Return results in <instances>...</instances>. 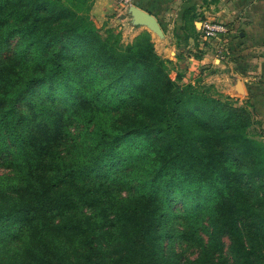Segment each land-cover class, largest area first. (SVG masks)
Segmentation results:
<instances>
[{"label": "trees", "instance_id": "trees-1", "mask_svg": "<svg viewBox=\"0 0 264 264\" xmlns=\"http://www.w3.org/2000/svg\"><path fill=\"white\" fill-rule=\"evenodd\" d=\"M92 4L0 0V264H211L224 236L231 264H264L252 111L172 78L148 29L101 31ZM182 239L195 257L167 254Z\"/></svg>", "mask_w": 264, "mask_h": 264}, {"label": "crops", "instance_id": "crops-1", "mask_svg": "<svg viewBox=\"0 0 264 264\" xmlns=\"http://www.w3.org/2000/svg\"><path fill=\"white\" fill-rule=\"evenodd\" d=\"M135 1L155 15L163 29V37L152 32L151 36L157 53L170 60L171 76L180 73L181 80L201 77L217 89L225 86L237 104L252 107L264 141V0ZM122 7L119 0H93L90 11L99 24L118 14L117 21L128 20L130 27L137 28L132 35L145 28L132 25L129 16L122 19ZM206 17L221 21L227 30L200 39ZM238 79L241 91L236 87Z\"/></svg>", "mask_w": 264, "mask_h": 264}, {"label": "rangeland", "instance_id": "rangeland-1", "mask_svg": "<svg viewBox=\"0 0 264 264\" xmlns=\"http://www.w3.org/2000/svg\"><path fill=\"white\" fill-rule=\"evenodd\" d=\"M127 7L126 6H123L122 7V11H126ZM115 15V16H114ZM114 15H111L109 16L108 20L102 24H99L96 22V24L100 27L101 31L103 30V27L105 25H111V26H115L116 28L118 29H121L122 31V39L124 42H128L130 40H132V38L135 36V35H132L134 33V31L137 30V28H132L130 27V24L128 22V20H123L121 21L120 18H118L119 20L117 21L116 20V16L118 17V14H114ZM125 17H122V19H124ZM143 29V28H142ZM141 29V30H142ZM141 30H138L136 32V34L141 31ZM154 37H156V35H154ZM11 40H14V39H11ZM9 41L4 47L3 49L0 51V57L1 58H5L7 56L10 55L11 53V49H12V45H13V42L12 41ZM169 66V74L171 76V74L173 73L172 71V66L171 64H168ZM172 77V76H171ZM173 78V77H172ZM200 78V82H204L205 86L201 85L202 87L206 88L208 87L210 89V92H213L214 94L216 95H219L221 97H225L228 93L226 92L227 88L224 86V87H219L220 89L222 88L223 90H220L219 88L217 89L214 85L213 86H209L210 83V80H203L201 77ZM198 77L196 79H199ZM182 81H186V80H182ZM200 83V84H201ZM234 102L236 103V100H234ZM237 104V103H236ZM250 104V103H249ZM239 105H245V104H239ZM247 106V105H246ZM250 110H252V107L250 106L249 108ZM253 119L254 122L253 124H251L250 126V130L252 131H258L261 129V125H259L257 123V121H259V119L257 117H254L253 116ZM1 171H4L3 167L0 166V172ZM186 204L188 206H181V203L179 201H176L174 206L176 207L177 209V214L176 212L175 213H172L171 216L173 217V221L177 222L178 224V227H181L182 230L186 229V230H189L190 227H189V224L188 222L191 221V217H189V205L191 204L190 200H188L186 202ZM180 209H183L181 212H180ZM209 215L208 214H205L202 219H201V222H203V224H206L208 222V217ZM198 228L200 229V226H198ZM199 234L201 236H203L204 240H207L208 236L207 234L205 233L204 230L200 229L199 230ZM226 236H224V246L223 248H221L220 250H217L215 251V256H213V262L211 264H231V258H230V254L228 252V241L227 239L225 238ZM0 239L4 240L2 238V235H0ZM6 246L9 248L8 250V254L5 255L6 258H9L12 254V250L13 248L16 246V242L15 241H8V243L6 244ZM177 251H179V253L183 256V257H188V258H193L195 257L198 252H199V248L196 247L195 245H192L190 244V242H188V240H185V239H182V241H173V243L171 244V246H168L167 248V254L168 253H171L173 248ZM264 249V247H263ZM118 250L119 248H117V255H118ZM174 251V250H173ZM119 264H136V261L133 260L132 262L128 261L127 259H123L121 261H119Z\"/></svg>", "mask_w": 264, "mask_h": 264}, {"label": "water", "instance_id": "water-1", "mask_svg": "<svg viewBox=\"0 0 264 264\" xmlns=\"http://www.w3.org/2000/svg\"><path fill=\"white\" fill-rule=\"evenodd\" d=\"M130 17V22L132 25H143L150 32L154 33L159 37H163V29L157 20L156 16L149 11L138 6V2L130 3L121 17ZM236 87L241 91V84L239 79L236 82Z\"/></svg>", "mask_w": 264, "mask_h": 264}, {"label": "built area", "instance_id": "built-area-1", "mask_svg": "<svg viewBox=\"0 0 264 264\" xmlns=\"http://www.w3.org/2000/svg\"><path fill=\"white\" fill-rule=\"evenodd\" d=\"M119 1L123 6L126 7L130 3L134 2V0H119ZM226 30H227L226 25L221 21L206 17L201 21V29H200L199 37L200 39L204 40L211 36H215L219 33H222Z\"/></svg>", "mask_w": 264, "mask_h": 264}]
</instances>
